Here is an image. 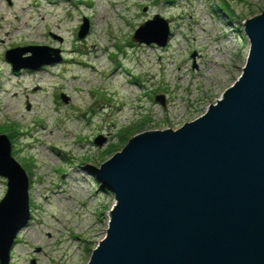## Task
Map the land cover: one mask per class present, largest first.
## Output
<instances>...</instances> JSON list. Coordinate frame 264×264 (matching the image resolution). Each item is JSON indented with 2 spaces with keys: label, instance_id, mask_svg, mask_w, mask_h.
Segmentation results:
<instances>
[{
  "label": "rangeland",
  "instance_id": "rangeland-1",
  "mask_svg": "<svg viewBox=\"0 0 264 264\" xmlns=\"http://www.w3.org/2000/svg\"><path fill=\"white\" fill-rule=\"evenodd\" d=\"M263 11L264 0H0V133L29 177L30 218L10 264H87L115 205L95 167L133 134L177 129L215 103L247 60L244 22ZM156 14L166 45L133 41ZM17 16L31 26L16 28ZM27 45L61 59L15 72L5 52Z\"/></svg>",
  "mask_w": 264,
  "mask_h": 264
},
{
  "label": "water",
  "instance_id": "water-1",
  "mask_svg": "<svg viewBox=\"0 0 264 264\" xmlns=\"http://www.w3.org/2000/svg\"><path fill=\"white\" fill-rule=\"evenodd\" d=\"M88 27L83 18L79 38ZM244 31L247 60L215 103L177 129L133 134L95 167L100 189L113 193L115 205L87 264H264V11L247 19ZM169 34L168 21L156 14L132 40L165 46ZM5 59L17 72L61 57L48 45H27L7 49ZM0 177L7 180L0 264H10L30 218L29 177L5 133Z\"/></svg>",
  "mask_w": 264,
  "mask_h": 264
},
{
  "label": "bare ground",
  "instance_id": "bare-ground-1",
  "mask_svg": "<svg viewBox=\"0 0 264 264\" xmlns=\"http://www.w3.org/2000/svg\"><path fill=\"white\" fill-rule=\"evenodd\" d=\"M109 17V15L108 14H104V15H101V16H99V17H97V19H98V23H100V22H105V20L107 19ZM17 18V23H16V28H19V27H30L31 25H30V23H29V21H25V22H21L20 21V16H17L16 17ZM170 35H171V31H170V34H169V37H170ZM136 42V41H135ZM55 138V137H54ZM71 200H73V198H71ZM111 214V213H110Z\"/></svg>",
  "mask_w": 264,
  "mask_h": 264
},
{
  "label": "trees",
  "instance_id": "trees-1",
  "mask_svg": "<svg viewBox=\"0 0 264 264\" xmlns=\"http://www.w3.org/2000/svg\"><path fill=\"white\" fill-rule=\"evenodd\" d=\"M243 40L245 41L246 40V36H244ZM15 134L13 132H10V136L12 137V135Z\"/></svg>",
  "mask_w": 264,
  "mask_h": 264
}]
</instances>
